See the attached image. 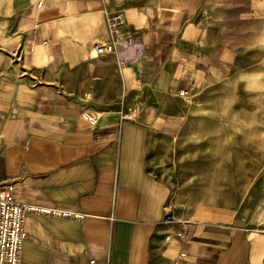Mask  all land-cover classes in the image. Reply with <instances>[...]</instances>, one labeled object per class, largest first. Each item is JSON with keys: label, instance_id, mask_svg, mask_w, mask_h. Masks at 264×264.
<instances>
[{"label": "crops", "instance_id": "crops-1", "mask_svg": "<svg viewBox=\"0 0 264 264\" xmlns=\"http://www.w3.org/2000/svg\"><path fill=\"white\" fill-rule=\"evenodd\" d=\"M197 5L0 0V190L81 215L27 213L19 264H264V229L215 203L170 234L169 187L150 170L180 132L184 97L225 70L200 44ZM115 13L132 63L92 56ZM84 112L97 114L92 126Z\"/></svg>", "mask_w": 264, "mask_h": 264}, {"label": "rangeland", "instance_id": "rangeland-1", "mask_svg": "<svg viewBox=\"0 0 264 264\" xmlns=\"http://www.w3.org/2000/svg\"><path fill=\"white\" fill-rule=\"evenodd\" d=\"M195 11L200 44L225 70L184 97L179 134L152 152L166 223L170 234L195 225L206 202L264 229V0H198Z\"/></svg>", "mask_w": 264, "mask_h": 264}, {"label": "built area", "instance_id": "built-area-1", "mask_svg": "<svg viewBox=\"0 0 264 264\" xmlns=\"http://www.w3.org/2000/svg\"><path fill=\"white\" fill-rule=\"evenodd\" d=\"M105 22L110 33V39L104 43H94L92 56L100 59L113 56L119 65L132 63L134 61L133 58L119 56L120 52L127 48L126 41L131 36L130 32L123 31L120 28L122 25L121 14H107ZM81 118L89 126H92L97 120V114L84 112ZM12 190L13 186L11 184L5 185L0 190V264H19L20 249L25 238L22 222L27 213L42 212L75 219H80L81 217L79 214L68 211H50L38 206L19 204L11 195Z\"/></svg>", "mask_w": 264, "mask_h": 264}]
</instances>
